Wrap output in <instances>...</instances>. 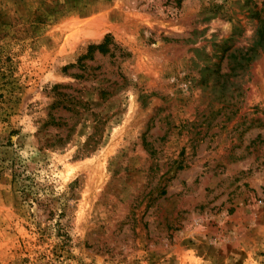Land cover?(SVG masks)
<instances>
[{
    "label": "rangeland",
    "instance_id": "1",
    "mask_svg": "<svg viewBox=\"0 0 264 264\" xmlns=\"http://www.w3.org/2000/svg\"><path fill=\"white\" fill-rule=\"evenodd\" d=\"M0 264H264V0H0Z\"/></svg>",
    "mask_w": 264,
    "mask_h": 264
},
{
    "label": "trees",
    "instance_id": "2",
    "mask_svg": "<svg viewBox=\"0 0 264 264\" xmlns=\"http://www.w3.org/2000/svg\"><path fill=\"white\" fill-rule=\"evenodd\" d=\"M110 39V36L109 35H106L104 38H103V41L101 44L97 45V46H89L88 47V52L92 51L93 49H102V47L105 46V44L108 42V40Z\"/></svg>",
    "mask_w": 264,
    "mask_h": 264
}]
</instances>
